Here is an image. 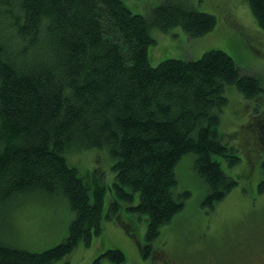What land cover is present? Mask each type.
Masks as SVG:
<instances>
[{"label":"trees","instance_id":"1","mask_svg":"<svg viewBox=\"0 0 264 264\" xmlns=\"http://www.w3.org/2000/svg\"><path fill=\"white\" fill-rule=\"evenodd\" d=\"M248 2L264 30V0ZM217 21L182 0H163L150 17L133 13L122 0H0V210L41 192L64 196L74 214L67 238L41 253L0 241V264L66 262L80 244L91 246L105 221L118 224L123 211L146 217L147 231L137 244L145 264L155 254H169L155 249L162 229L186 207L190 194L179 189L177 167L189 155L207 187L204 207L214 210L234 190L240 181L225 174L221 160L233 166L243 156L219 130L226 91L236 89L259 107L261 78L244 73L221 50L157 66L148 53L152 28L182 27L199 38ZM263 146L264 140L244 150L258 169L253 190L259 194L264 159L257 149ZM90 151H107L113 160L111 188L100 184L98 169L81 175L71 161L72 154ZM206 241L202 236L173 256L220 262L222 243L215 252ZM105 262L129 263L120 248L92 264Z\"/></svg>","mask_w":264,"mask_h":264},{"label":"rangeland","instance_id":"2","mask_svg":"<svg viewBox=\"0 0 264 264\" xmlns=\"http://www.w3.org/2000/svg\"><path fill=\"white\" fill-rule=\"evenodd\" d=\"M122 1L133 13L150 17L163 0ZM182 1L200 12L214 15L218 20L216 28L199 38H191L182 27H174L168 31L152 28L154 43L148 52L150 63L157 66L167 59L198 60L208 51L221 50L233 57L244 73L258 75L264 87V30L258 26L248 0ZM226 95L229 104L221 117L219 130L229 136L224 142L228 141L229 146L239 149L243 158L233 166L226 159L221 160V164L229 178L240 182L222 202L216 204L214 210L206 208L203 202L208 191L194 170L195 158L191 155L184 157L177 167L179 189L190 195L182 214L174 223L162 229L157 240L159 247L155 252L181 253L202 236L209 240L206 243L216 252L215 246L221 245L228 228L235 232L240 225L245 224L253 230L257 225L263 224L260 217L253 218V215L256 210L259 215V210L264 208V194L257 206L251 207L255 205L253 188L259 182L258 169H252V161L249 157L246 158L244 150L247 144L254 146L260 139L264 140V133H259L262 126L264 128V103L258 107L256 101L245 99L236 89H228ZM99 152L72 154L71 161L77 164L74 166L81 175L98 169V175L104 182L95 177L109 189L115 180V172L111 169L114 162L107 151ZM257 152L264 159V146L257 149ZM107 197H110L109 190L106 193V204ZM73 218L74 214L64 196L33 192L22 196L12 206L0 210V241L19 249L41 253L67 238ZM107 221L103 232L94 238L91 246L80 244L66 262L59 264H92L103 252L117 248L125 252L128 264H142L137 244H142L141 239L146 234V217L123 211L117 220L118 224L113 220ZM133 221L135 223L131 225ZM218 252L221 253L220 250ZM225 252L221 256L224 262L240 263L236 253L229 252L226 256Z\"/></svg>","mask_w":264,"mask_h":264},{"label":"flooded vegetation","instance_id":"3","mask_svg":"<svg viewBox=\"0 0 264 264\" xmlns=\"http://www.w3.org/2000/svg\"><path fill=\"white\" fill-rule=\"evenodd\" d=\"M260 140L259 142H261ZM256 196L255 205L251 207H256L257 202L260 197L263 196L264 190L262 193H258L259 190H253ZM252 203V204H253ZM257 210L254 212V217H260L263 220V224H259L255 227V229L251 230L246 227L245 224H242L238 227V229L233 232L231 228L227 229L226 237L222 242L223 249L220 250L221 253L218 252V257L220 262H215L214 258L202 259L201 257H197L198 259H194L191 253H187L186 255H182L183 258L173 256V253L170 254H155L148 262V264H228L221 259L223 251H226L224 254L227 256L230 254L229 252L236 253L238 255L239 264H264V208L259 210V215L256 214ZM255 226V224H253ZM224 231V230H223ZM142 245V244H141ZM218 246V244H216ZM140 255V262L144 263L143 254ZM201 255V254H198ZM142 256V257H141ZM170 256V257H167ZM167 257V258H166Z\"/></svg>","mask_w":264,"mask_h":264}]
</instances>
